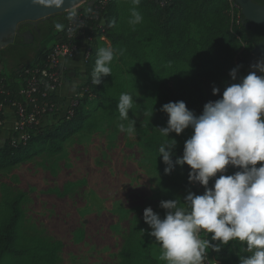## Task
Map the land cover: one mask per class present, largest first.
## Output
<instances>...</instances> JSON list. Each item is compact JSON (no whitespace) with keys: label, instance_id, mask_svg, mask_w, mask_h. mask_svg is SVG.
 <instances>
[{"label":"rangeland","instance_id":"1","mask_svg":"<svg viewBox=\"0 0 264 264\" xmlns=\"http://www.w3.org/2000/svg\"><path fill=\"white\" fill-rule=\"evenodd\" d=\"M117 3L116 32L126 36L127 43L115 46L108 38H99V47L110 46L122 55L111 63L112 74L105 76L100 106L92 117L97 127L71 136L58 154L42 153L0 169V221L8 201L22 194L20 241L30 249L26 257L9 258L4 264H121V249L133 229L138 232L139 245L159 264H167L160 259V244L149 235L151 228L143 219L149 206L163 217L160 202L168 196L145 143L167 126L169 116L161 111L165 103L195 100L198 90L213 89L219 79L208 60L201 63L205 59L198 43L201 27L192 24L188 33L196 48L191 64L173 55V49L144 15L140 24L133 27L128 23L134 7L130 1ZM240 11L235 6L229 12L232 28L241 22ZM46 44L53 45L50 40ZM87 45L88 40L83 41V49ZM34 53L30 51L26 59ZM79 54L81 61L84 50ZM19 59L25 60L23 56ZM241 63L236 59L237 66ZM11 65L9 59L3 63L6 69ZM72 66L74 72L62 85L77 86L84 81V73ZM124 92L134 96L129 116L136 120V134L131 137L117 127V104ZM2 130L0 144L7 135ZM191 134L189 127L182 134L171 133L170 138L180 147ZM178 194L187 195L188 191ZM231 242L246 247L238 240Z\"/></svg>","mask_w":264,"mask_h":264},{"label":"trees","instance_id":"2","mask_svg":"<svg viewBox=\"0 0 264 264\" xmlns=\"http://www.w3.org/2000/svg\"><path fill=\"white\" fill-rule=\"evenodd\" d=\"M128 1L131 2V0ZM135 6L150 20L158 35L173 49V55L191 64L194 63L192 52H195L196 48L194 47L195 40L188 37L190 26L195 24L202 28L198 43L205 59L201 63L205 65V61L208 60L218 74L219 81L214 86L220 88V93L214 95L213 89H200L195 100H183L190 110L195 109L200 114L205 103L219 99L224 88L235 82L230 76V71L237 66L236 59L239 58L242 62V69H239L238 76L243 77L249 73L251 49L264 38L263 26L260 27L259 35L254 36L250 33V28L243 22L242 12L241 22L232 28L229 0H140L139 5ZM89 7L92 12L86 14L84 9ZM78 9L85 16H89L86 24L91 25L92 30L87 31L91 39L85 57L84 81L77 86L76 95L69 98L50 93L42 87L40 92L34 94L35 100L30 101L20 93L21 85L26 86L29 78L25 70L37 66L43 67L47 62V52L51 48L50 44H46L48 40L52 44L59 38H63L70 44L77 43L78 49L74 58L78 57L79 39L68 37L69 21L65 18V13L56 14L44 20V25L51 30V34L40 49L34 50L32 57L26 59L30 51L18 47L11 46L0 51L2 55L16 60L12 69L0 71L6 87V94H0V102L4 101L10 106L13 102H18L27 112H30L35 104L42 105L44 101H51L56 106L53 111L44 114L32 123L25 124L23 130L11 129L9 131L8 136L0 144V169L23 163L42 153L58 154L63 151L65 142L71 136L81 131H92L97 127V122L92 117L100 106L105 76L102 77L100 84L95 85L92 83L91 72L95 64L97 49L100 48L99 38L106 37L115 46L125 45L127 38L116 32L119 20L117 0H109L104 6L98 7H95L93 2L86 1ZM54 21L63 23L64 31H57ZM19 56H23L25 60H20ZM44 91L48 92L46 97L42 96ZM12 109L15 113L17 112V107H12ZM1 117L4 119V115ZM16 118L20 119L17 115ZM22 133L26 134V140L21 137ZM166 138L159 130L145 143L152 153L154 168L162 174V188L168 195L166 200L178 198L182 201L186 195L178 194L180 190L192 191L198 195L203 194L204 189L197 188L189 181L191 171L189 165L176 164L170 174L165 173L167 165L163 162L162 156L159 157L158 148ZM183 149L184 145L174 149V162L178 156L183 155ZM237 170L239 169L235 168V171ZM22 196V194L17 195L8 201L4 216L0 221V264H4L9 258L22 259L30 254V249L20 241V222L24 215L21 208ZM161 209L166 212L165 209ZM137 235L136 229L131 230L121 249V264H159L148 249L139 245ZM212 243L218 242L212 241ZM210 249L223 263L240 264L241 256L248 255L246 249L237 243L232 245L231 241L227 245H222L219 252L214 248Z\"/></svg>","mask_w":264,"mask_h":264},{"label":"clouds","instance_id":"3","mask_svg":"<svg viewBox=\"0 0 264 264\" xmlns=\"http://www.w3.org/2000/svg\"><path fill=\"white\" fill-rule=\"evenodd\" d=\"M131 2L134 7L128 23L134 27L143 17L135 7L140 0ZM32 3L59 9L65 0ZM63 9L69 22H78L81 10L72 0ZM84 12L91 13L92 9ZM54 27L57 31L65 29L60 21H54ZM117 55L122 52L110 46L97 49L91 72L93 84L112 74L110 65ZM239 67L230 71L235 82L224 88L219 99L205 103L201 114L196 115L183 100L165 103L161 108L169 116L167 126L159 128L167 137L158 148L159 157L167 165L165 173L170 174L176 164H187L190 183H199L205 189L199 195L189 191L182 201L162 200L160 207L166 210L163 217L152 207L145 208L143 219L151 228L149 235L160 244V259L167 264H204L209 248L219 252L222 245L237 240L246 245L248 253L241 256L240 264H264V163L257 166L264 162V56L258 57L246 76H238ZM219 93L220 88L214 86L213 94ZM133 100L131 92H124L117 104V127L130 137L136 134V120L129 116ZM189 127L192 134L185 141L183 155L174 162L177 140L170 134H182ZM229 166L239 170L226 174ZM213 178L214 184L209 186ZM202 231L207 238L201 237Z\"/></svg>","mask_w":264,"mask_h":264},{"label":"built area","instance_id":"4","mask_svg":"<svg viewBox=\"0 0 264 264\" xmlns=\"http://www.w3.org/2000/svg\"><path fill=\"white\" fill-rule=\"evenodd\" d=\"M109 0H92L95 7L104 6ZM231 2V8L240 7L239 4L235 0H229ZM241 10V8H240ZM241 15V11L239 17ZM87 19L89 16H85L82 12H80V17L78 22L76 23H68V37L70 38H77L79 39L80 43V52L84 50V56L86 57L88 53V45L86 48L83 49L82 43L85 40L91 39L89 34L87 33L88 30H92V26H88L86 24ZM240 22V19H238ZM69 29H71V33H69ZM78 49L77 43L70 44L66 42L63 38H59L47 52V62L43 67L37 66L33 69H26L25 72L29 75L27 79V85H21L20 93L25 95L30 101H34L35 97L34 94L41 91V88L44 87L50 93L59 94V89L62 83L65 81V77L68 75V72L71 68L70 64L74 58L75 52ZM239 69H242V63L239 65ZM6 87L4 82V77L0 75V94H6ZM47 91L42 92V96H47ZM17 107V112L15 115L19 116V120H17V127L15 129L23 130L25 124L34 122L37 118L42 117L44 114L53 111L56 106L51 101L46 102L42 105L35 104L34 108L27 112L24 107L18 103L13 102L12 105L5 104L4 101L0 102V125L3 124L4 119L1 115H4L5 110L7 108ZM17 119V118H16ZM24 140L27 139L25 133H22L21 136ZM235 172V167L229 166L228 171L226 174H233ZM219 175V174H218ZM215 178L210 180L209 186L214 184ZM197 188L204 189L202 185L199 183H194ZM205 190V189H204ZM202 238H207L208 234L206 232H201ZM210 238V234H209ZM204 264H224L221 259L216 255V253L212 249H208L207 257L205 259Z\"/></svg>","mask_w":264,"mask_h":264},{"label":"water","instance_id":"5","mask_svg":"<svg viewBox=\"0 0 264 264\" xmlns=\"http://www.w3.org/2000/svg\"><path fill=\"white\" fill-rule=\"evenodd\" d=\"M89 0H72L76 7ZM243 14L244 22H253L264 27V3L262 0H235ZM71 0H65L63 7L70 6ZM38 6L32 0H0V50L14 43L15 35L23 24L44 21L56 14L65 13L64 9ZM264 56V39L253 46L249 56V68L258 57Z\"/></svg>","mask_w":264,"mask_h":264},{"label":"flooded vegetation","instance_id":"6","mask_svg":"<svg viewBox=\"0 0 264 264\" xmlns=\"http://www.w3.org/2000/svg\"><path fill=\"white\" fill-rule=\"evenodd\" d=\"M264 3V2H263ZM244 22V21H243ZM244 24L250 28V33L254 36L260 34V24L253 22H244ZM51 30L44 25V21H38L36 23L23 24L19 29V34L15 35L14 43L10 44L9 47H18L28 51H34L40 49L48 36L51 34ZM264 38H262L258 43L259 44ZM254 45V46H255Z\"/></svg>","mask_w":264,"mask_h":264},{"label":"crops","instance_id":"7","mask_svg":"<svg viewBox=\"0 0 264 264\" xmlns=\"http://www.w3.org/2000/svg\"><path fill=\"white\" fill-rule=\"evenodd\" d=\"M79 56H80V54L78 55V57L76 59L72 60L70 66L73 65L74 67H79L80 68V71H82L84 73L85 56L82 57V60L81 61L79 59ZM6 59H9V61L12 64L11 65V68H9V69H12L14 67V64L16 63V60L15 59H13V58H11V57H9L7 55H2L0 53V71L9 70V69H6L3 66V63L6 61ZM73 72H74V68H70V70L68 72V75L69 74L71 75ZM248 72H250V71H248ZM73 85H75V88L74 89H73ZM77 86H76V84H72V83L63 84L61 86V88H60L61 90L59 91V94L61 96L72 97V96L76 95ZM16 127H17V119H16V115L14 113V110L12 108H7L5 110V113H4V123H3V126L1 128V129H3L2 130V133L4 131L7 132V135L4 136V140L8 136L9 131L11 129H15ZM260 163H264V162H258V165L257 166H259Z\"/></svg>","mask_w":264,"mask_h":264}]
</instances>
